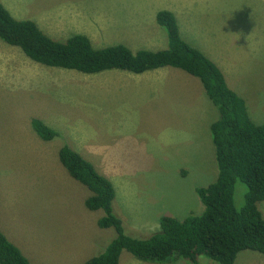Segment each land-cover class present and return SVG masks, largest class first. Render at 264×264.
Instances as JSON below:
<instances>
[{
  "label": "rangeland",
  "instance_id": "obj_1",
  "mask_svg": "<svg viewBox=\"0 0 264 264\" xmlns=\"http://www.w3.org/2000/svg\"><path fill=\"white\" fill-rule=\"evenodd\" d=\"M1 1L55 40L79 33L96 47L133 51L166 46L156 14L169 10L182 37L221 69L253 121L264 123V0ZM117 71L48 68L0 39V229L33 264H82L116 236L98 226L104 212L85 206L92 192L60 162L64 144L113 182L115 211L133 233L149 236L161 216L182 220L204 210L196 188L218 175L209 129L219 113L201 81L172 67ZM33 118L60 136L43 140ZM245 192L238 184V209ZM258 208L264 217V201ZM120 264L153 263L124 251ZM235 264H264V254L241 251Z\"/></svg>",
  "mask_w": 264,
  "mask_h": 264
},
{
  "label": "trees",
  "instance_id": "obj_2",
  "mask_svg": "<svg viewBox=\"0 0 264 264\" xmlns=\"http://www.w3.org/2000/svg\"><path fill=\"white\" fill-rule=\"evenodd\" d=\"M156 22L166 33L165 49L133 51L124 44L99 48L85 34L55 40L36 22L16 19L0 0V39L20 48L36 63L88 75L109 70L145 74L166 67L181 69L201 81L219 113L209 129L218 175L208 186L196 188L204 206L202 214L182 220L161 216L159 230L149 236L131 232L116 213L112 181L68 144L59 149V160L69 175L92 192L85 206L104 212L98 226L116 232L102 253L82 264H120L124 251L153 264L180 260L198 264L201 258L217 264H235L241 251L264 254V217L258 208V203L264 201V123L253 121L247 103L229 87L221 69L182 37L174 13L160 10ZM31 126L45 141L60 136L39 118H33ZM238 184L246 187L241 209L236 206ZM0 264H33L1 229Z\"/></svg>",
  "mask_w": 264,
  "mask_h": 264
},
{
  "label": "crops",
  "instance_id": "obj_3",
  "mask_svg": "<svg viewBox=\"0 0 264 264\" xmlns=\"http://www.w3.org/2000/svg\"><path fill=\"white\" fill-rule=\"evenodd\" d=\"M181 31V30H180ZM167 36H166V33H162L161 34V39L160 40H164L165 41V38H166ZM168 41V40H167ZM167 41H165V43L164 44H166V46H164V47H162V48H159V49H165L166 47H167ZM155 49V48H154ZM158 49V50H159ZM127 74V73H126ZM144 75V74H143Z\"/></svg>",
  "mask_w": 264,
  "mask_h": 264
}]
</instances>
